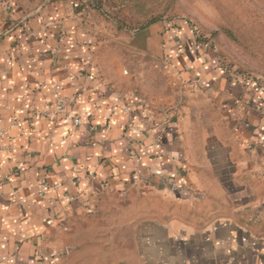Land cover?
I'll return each mask as SVG.
<instances>
[{
	"label": "crops",
	"instance_id": "0c3cea01",
	"mask_svg": "<svg viewBox=\"0 0 264 264\" xmlns=\"http://www.w3.org/2000/svg\"><path fill=\"white\" fill-rule=\"evenodd\" d=\"M98 2L0 0V264H55L57 224L107 193L150 208L168 200L161 222L142 216L164 226L148 240L166 264H264V100L238 103L240 85L188 25L152 23L137 47L176 65L207 98L219 93L233 129L214 135L216 154L210 139H180L154 98L105 69L90 18ZM53 84L69 99L65 115L54 112ZM188 176L208 199L196 215L179 212L191 200Z\"/></svg>",
	"mask_w": 264,
	"mask_h": 264
},
{
	"label": "rangeland",
	"instance_id": "374dc122",
	"mask_svg": "<svg viewBox=\"0 0 264 264\" xmlns=\"http://www.w3.org/2000/svg\"><path fill=\"white\" fill-rule=\"evenodd\" d=\"M94 6L98 9L90 11V18L100 36L99 55L106 60L105 69L120 71L127 87L154 98L157 111L169 117L180 139L190 136L191 145L210 139L209 150L216 154L214 135L220 130L230 136L233 129L219 93L207 98L196 80H181L176 65L153 59L137 47L152 23L188 25L190 31L185 33L200 35L218 61L219 72L240 85L243 93L237 96L238 103L264 100V0H99ZM246 87L253 90L251 96ZM195 153L194 157L200 155L197 149ZM187 170L192 173L191 164ZM187 181L190 195L185 196L191 200L179 205V212L196 215L208 199L194 178L188 176ZM134 200L131 195L107 193L87 205L81 215L63 219L49 240L55 247L54 263L166 264L164 255L148 240L153 230L162 234L164 226L157 227L142 216L151 213L161 222L170 208L168 200L160 196L152 208ZM192 264L202 263L196 259Z\"/></svg>",
	"mask_w": 264,
	"mask_h": 264
},
{
	"label": "built area",
	"instance_id": "2783aa9c",
	"mask_svg": "<svg viewBox=\"0 0 264 264\" xmlns=\"http://www.w3.org/2000/svg\"><path fill=\"white\" fill-rule=\"evenodd\" d=\"M62 88L63 87L60 84H53V89L56 93V108H55L54 112L59 114V115H65L67 113V104L69 101L68 97L61 94ZM70 119H71L72 124L75 126H81L83 124V119L81 116H78V115L73 116V117H70ZM12 125L23 128V124L19 120H13ZM2 134L3 133L0 131V136ZM46 187H47V184L45 183L42 186V188L45 189Z\"/></svg>",
	"mask_w": 264,
	"mask_h": 264
},
{
	"label": "trees",
	"instance_id": "16d2710c",
	"mask_svg": "<svg viewBox=\"0 0 264 264\" xmlns=\"http://www.w3.org/2000/svg\"><path fill=\"white\" fill-rule=\"evenodd\" d=\"M196 41H197V44H199V45L207 46L206 41H204V40L200 37V35H197V37H196ZM245 90H246V93H247V94H250V95H251L250 92L253 91L252 89H250V88H248V87H246ZM254 95H255L256 97H258L256 91H254ZM262 100H263V99H262Z\"/></svg>",
	"mask_w": 264,
	"mask_h": 264
}]
</instances>
